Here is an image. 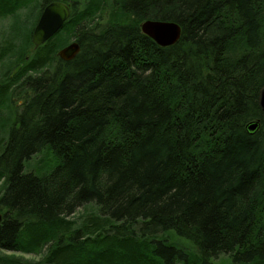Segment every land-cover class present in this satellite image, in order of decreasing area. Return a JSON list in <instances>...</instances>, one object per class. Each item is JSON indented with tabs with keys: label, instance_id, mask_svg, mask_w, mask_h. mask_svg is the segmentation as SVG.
Wrapping results in <instances>:
<instances>
[{
	"label": "trees",
	"instance_id": "16d2710c",
	"mask_svg": "<svg viewBox=\"0 0 264 264\" xmlns=\"http://www.w3.org/2000/svg\"><path fill=\"white\" fill-rule=\"evenodd\" d=\"M53 1L71 16L36 48ZM31 7L25 44L0 43V264H264V0H0V18Z\"/></svg>",
	"mask_w": 264,
	"mask_h": 264
},
{
	"label": "water",
	"instance_id": "95a60500",
	"mask_svg": "<svg viewBox=\"0 0 264 264\" xmlns=\"http://www.w3.org/2000/svg\"><path fill=\"white\" fill-rule=\"evenodd\" d=\"M71 16L70 7L61 1H53L46 5L33 31L32 43L38 48L59 33ZM142 32L153 39L161 47H170L178 43L182 36V28L174 22L148 20L141 25ZM81 47L77 41L65 46L58 52L61 60L69 62L77 57ZM260 105L264 110V89L261 92ZM259 127L258 122L249 125L254 132ZM3 214L0 213V225Z\"/></svg>",
	"mask_w": 264,
	"mask_h": 264
},
{
	"label": "rangeland",
	"instance_id": "374dc122",
	"mask_svg": "<svg viewBox=\"0 0 264 264\" xmlns=\"http://www.w3.org/2000/svg\"><path fill=\"white\" fill-rule=\"evenodd\" d=\"M34 9H35L34 7H31L29 11L30 13H28L27 11H21L14 17L0 20V43L4 42L6 39L8 40L10 39L16 42L19 46L24 45L26 42V32L23 31V26H25L27 20L34 17V13H36V10ZM72 42H74V40H70L69 44H71ZM1 67H6L8 69L10 67V63L4 62L3 64L0 65V68ZM17 68L18 67H15L12 70V74H15L17 72L18 70ZM2 72H3V68L2 70H0V73ZM79 213H82V210L79 211ZM4 253L34 263L40 262L43 258L42 255H35V254H23V253H12V252H4ZM213 264H233V261L228 255L222 254L213 261Z\"/></svg>",
	"mask_w": 264,
	"mask_h": 264
},
{
	"label": "flooded vegetation",
	"instance_id": "af4514ba",
	"mask_svg": "<svg viewBox=\"0 0 264 264\" xmlns=\"http://www.w3.org/2000/svg\"><path fill=\"white\" fill-rule=\"evenodd\" d=\"M0 20H4V19H1V18H0ZM33 31H34V29L32 30V35H31V39H32V36H33Z\"/></svg>",
	"mask_w": 264,
	"mask_h": 264
}]
</instances>
